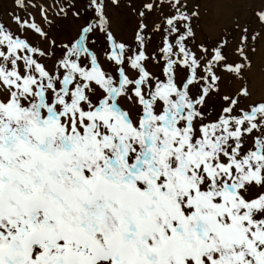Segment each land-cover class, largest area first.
Wrapping results in <instances>:
<instances>
[{
	"label": "snow or ice",
	"instance_id": "1",
	"mask_svg": "<svg viewBox=\"0 0 264 264\" xmlns=\"http://www.w3.org/2000/svg\"><path fill=\"white\" fill-rule=\"evenodd\" d=\"M241 2L208 38L197 0H0V264H264Z\"/></svg>",
	"mask_w": 264,
	"mask_h": 264
},
{
	"label": "rangeland",
	"instance_id": "2",
	"mask_svg": "<svg viewBox=\"0 0 264 264\" xmlns=\"http://www.w3.org/2000/svg\"><path fill=\"white\" fill-rule=\"evenodd\" d=\"M240 2H236L235 6L230 7V1L226 0H197L200 4L201 8V16L204 17V23L200 21V27L203 30V34L208 38H214L221 30L225 28H230L233 24V21L236 16H240L241 18H249L250 10L244 4ZM221 3L222 7L228 8L226 11L220 13L217 12L216 8L218 4ZM10 3H5L4 7L9 8ZM114 14L123 21L125 30L128 27V21L125 15L124 9H116L114 10ZM253 60V69H252V79L253 84L256 87L257 92H261L264 84L261 82L264 81V42H261L257 46V51L252 56Z\"/></svg>",
	"mask_w": 264,
	"mask_h": 264
},
{
	"label": "bare ground",
	"instance_id": "3",
	"mask_svg": "<svg viewBox=\"0 0 264 264\" xmlns=\"http://www.w3.org/2000/svg\"><path fill=\"white\" fill-rule=\"evenodd\" d=\"M224 1H226V0H224ZM228 1H230V5H228V6H230V7L235 6V3H236V2H237V3L240 2L239 0H228ZM220 4H221V3H219L218 6H217V8H216L217 12L222 13V12L226 11V9H227V10L230 9V7H228V8H225V7H224V8H223L222 5H220ZM241 4H243V3L241 2ZM200 21H201V23H204L203 21H205V20H204V17H203V16H201ZM253 81H254V80H253ZM261 84H264V81L261 82ZM262 91H264V87L262 88Z\"/></svg>",
	"mask_w": 264,
	"mask_h": 264
}]
</instances>
